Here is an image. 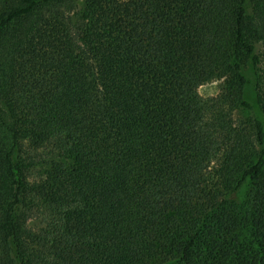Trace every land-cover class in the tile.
Here are the masks:
<instances>
[{
    "label": "trees",
    "instance_id": "trees-1",
    "mask_svg": "<svg viewBox=\"0 0 264 264\" xmlns=\"http://www.w3.org/2000/svg\"><path fill=\"white\" fill-rule=\"evenodd\" d=\"M0 264H264V0H0Z\"/></svg>",
    "mask_w": 264,
    "mask_h": 264
},
{
    "label": "rangeland",
    "instance_id": "rangeland-1",
    "mask_svg": "<svg viewBox=\"0 0 264 264\" xmlns=\"http://www.w3.org/2000/svg\"><path fill=\"white\" fill-rule=\"evenodd\" d=\"M222 82H223L222 79H215V80L203 83L199 86L198 91L201 95H203L205 97L215 96L220 92V86H221ZM252 95H253V93H251V96ZM235 117L239 119V118H242V115L237 113V114H235ZM219 161H220V157H217L213 161L212 165L214 167H216L217 164L219 163Z\"/></svg>",
    "mask_w": 264,
    "mask_h": 264
}]
</instances>
